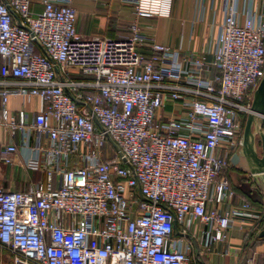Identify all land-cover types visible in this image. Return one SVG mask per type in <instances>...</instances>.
Segmentation results:
<instances>
[{
    "label": "built area",
    "instance_id": "1",
    "mask_svg": "<svg viewBox=\"0 0 264 264\" xmlns=\"http://www.w3.org/2000/svg\"><path fill=\"white\" fill-rule=\"evenodd\" d=\"M222 1L213 51L188 56L138 23L86 39L74 0L40 13L0 0V170L22 141V169L40 175L0 183V264H204L257 231L264 213L235 203L226 172L264 78V12ZM132 3L138 19L168 18L173 0Z\"/></svg>",
    "mask_w": 264,
    "mask_h": 264
},
{
    "label": "crops",
    "instance_id": "2",
    "mask_svg": "<svg viewBox=\"0 0 264 264\" xmlns=\"http://www.w3.org/2000/svg\"><path fill=\"white\" fill-rule=\"evenodd\" d=\"M246 2V0H245ZM74 8L77 10V30L86 39H122L131 34V27L138 23L143 33L148 38L155 39L158 43L169 46L172 49H182L184 55L204 54L209 56L213 51L218 28L224 19V3L222 0H173L171 15L168 18L143 17L138 19L132 0H74ZM244 7V1L240 2V10ZM31 9L35 13L43 11L41 0H32ZM246 11L250 14H260L264 8L257 0H249ZM246 15L240 16L241 22ZM171 22V23H170ZM171 24V25H170ZM171 26V27H170ZM170 27V28H169ZM168 29L170 33L168 34ZM148 53V49L142 50ZM210 59V57H209ZM34 106L38 101H34ZM10 107L17 112L24 107V101L20 98H12ZM28 109L33 112V106ZM174 109L173 103H168L165 111ZM33 113L28 114V121L32 122ZM5 142H14L5 135ZM22 141H19V153L15 158V164L10 167H2L0 170V183L6 188L24 190L28 187V181L38 173L28 172L22 169L21 164L24 151L21 149ZM233 166V165H232ZM238 170L245 171L243 162ZM228 170L226 175L236 192L235 203L251 202L256 211L264 213V185L259 181L252 183L251 191L263 196V202L254 201L244 185L248 182L244 179L245 173H237ZM260 178H264L261 175ZM258 227L246 240L232 236L230 242L220 248H212L207 252L204 264H264V241L259 240Z\"/></svg>",
    "mask_w": 264,
    "mask_h": 264
},
{
    "label": "water",
    "instance_id": "3",
    "mask_svg": "<svg viewBox=\"0 0 264 264\" xmlns=\"http://www.w3.org/2000/svg\"><path fill=\"white\" fill-rule=\"evenodd\" d=\"M251 111L244 128L241 152L233 156L231 163L236 168L242 162L246 164L247 169L237 173H245L244 179L250 186L259 181L264 185V178H260L264 175V78L254 93ZM260 225H264V220ZM259 238L264 239V226Z\"/></svg>",
    "mask_w": 264,
    "mask_h": 264
},
{
    "label": "rangeland",
    "instance_id": "4",
    "mask_svg": "<svg viewBox=\"0 0 264 264\" xmlns=\"http://www.w3.org/2000/svg\"><path fill=\"white\" fill-rule=\"evenodd\" d=\"M171 23V22H170ZM171 25V24H170ZM171 27V26H170ZM169 27V28H170ZM168 34L170 33V31H169V29H168V32H167ZM255 93V92H254ZM254 93H253V95L251 96V99H252V103H253V99H254ZM252 106V105H251ZM248 116L249 115H247V116H245L244 118H243V120H242V129H241V132H242V138H243V135H244V128H245V125H246V121H247V119H248ZM243 167H245V169H247V166H246V164L245 163H243ZM228 170H235V171H239L238 170V168H236V167H234V166H230V168L228 169ZM33 179H34V181H38L39 179H40V175L39 174H37V175H35V177H33ZM243 188H245L246 190H247V192L249 193V196L254 200V201H259V202H263V196H261L259 193H257V192H252L251 191V186L249 185V184H246V185H244V187ZM3 262L5 263V264H9L8 262H9V260H8V258H4L3 259Z\"/></svg>",
    "mask_w": 264,
    "mask_h": 264
},
{
    "label": "trees",
    "instance_id": "5",
    "mask_svg": "<svg viewBox=\"0 0 264 264\" xmlns=\"http://www.w3.org/2000/svg\"><path fill=\"white\" fill-rule=\"evenodd\" d=\"M259 226H261V225L259 224ZM259 240H262V241H264V239H260V238H259Z\"/></svg>",
    "mask_w": 264,
    "mask_h": 264
}]
</instances>
